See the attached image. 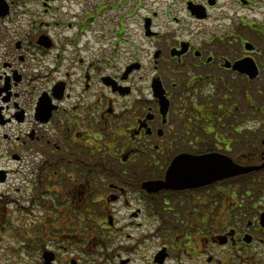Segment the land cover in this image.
I'll use <instances>...</instances> for the list:
<instances>
[{"label": "flooded vegetation", "instance_id": "obj_1", "mask_svg": "<svg viewBox=\"0 0 264 264\" xmlns=\"http://www.w3.org/2000/svg\"><path fill=\"white\" fill-rule=\"evenodd\" d=\"M5 1L0 264H264V0ZM205 156L255 169L147 189Z\"/></svg>", "mask_w": 264, "mask_h": 264}, {"label": "water", "instance_id": "obj_2", "mask_svg": "<svg viewBox=\"0 0 264 264\" xmlns=\"http://www.w3.org/2000/svg\"><path fill=\"white\" fill-rule=\"evenodd\" d=\"M7 14L8 5L5 0H0V17H4ZM254 169L253 167L237 165L227 158H218L216 156L180 158L170 166L166 181L147 183L146 187L152 192L162 189H191L250 173Z\"/></svg>", "mask_w": 264, "mask_h": 264}, {"label": "rangeland", "instance_id": "obj_3", "mask_svg": "<svg viewBox=\"0 0 264 264\" xmlns=\"http://www.w3.org/2000/svg\"><path fill=\"white\" fill-rule=\"evenodd\" d=\"M17 1V4L15 6V16L14 17H18L19 20H22L23 23L22 24H18L17 26L19 28H24V27H27L29 26L30 24V21H38V22H41V20L43 19H47V21H54V20H69L70 18H60L59 16L57 15H54L52 17H43L42 15H39V14H26L25 15V12L24 11H28V10H31V11H36V10H41V6L39 5V2L40 0H16ZM59 6V4H57ZM75 9L76 12H81V8H79L78 6H75L73 7ZM129 23H130V31L131 33H135L138 28L140 27V23H141V19L138 18V17H135V18H131L129 20ZM11 24L9 23H6V24H0V27H5V26H10ZM154 49V45L152 44V42H147V47H146V55H145V58H146V61L148 62L149 59H151L152 57V51ZM1 165H3V163H0Z\"/></svg>", "mask_w": 264, "mask_h": 264}]
</instances>
